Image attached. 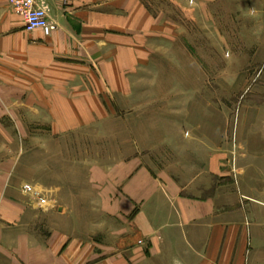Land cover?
<instances>
[{
    "label": "crops",
    "instance_id": "1",
    "mask_svg": "<svg viewBox=\"0 0 264 264\" xmlns=\"http://www.w3.org/2000/svg\"><path fill=\"white\" fill-rule=\"evenodd\" d=\"M188 1L197 17L223 0ZM46 4L54 24L48 36L25 30L9 0H0V264H264V199L253 196L251 209L242 202L241 215L230 216L229 186L214 189L212 177L204 183L182 181L161 168L154 174L138 155L118 158L114 153L105 159L106 167L93 161L90 170L78 166L70 173L64 166L55 176L46 156L41 170L47 174L37 181L39 156L33 150L25 155L19 136L8 133L26 125L18 116L28 117L29 130L35 132L31 146L37 148L42 140L52 143L53 132L80 124L81 119L69 118L86 113L79 100L94 93L100 98L94 90L99 76L69 72L67 58L77 47L78 21L81 33L85 24L93 25L99 43L101 28H116L121 18L131 20L134 5L147 16L142 0ZM106 111L97 107L87 113ZM250 131L253 138L239 137L236 145L264 148V129L252 125ZM13 146L16 152L9 149ZM24 184L41 193L46 189L48 205H39Z\"/></svg>",
    "mask_w": 264,
    "mask_h": 264
},
{
    "label": "rangeland",
    "instance_id": "2",
    "mask_svg": "<svg viewBox=\"0 0 264 264\" xmlns=\"http://www.w3.org/2000/svg\"><path fill=\"white\" fill-rule=\"evenodd\" d=\"M142 6L147 16L134 5L131 20L101 28L99 43L93 25L81 33L78 21L69 72L99 76L94 90L100 98L94 93L79 100L86 113L69 115L81 119L75 129L53 132L52 143L42 140L34 148L35 132L22 115V131L8 133L19 136L25 155L33 150L39 156L37 181L47 174L41 170L46 156L55 176L64 166L70 173L78 166L90 170L93 161L106 167L109 154L138 155L154 174L161 168L182 181L212 177L214 189L228 185L230 216H240L242 202L251 209L253 196L264 199L250 193L264 190V148L235 143L253 138L252 125L264 129V2L223 0L197 17L188 0H142ZM97 107L106 114L87 113Z\"/></svg>",
    "mask_w": 264,
    "mask_h": 264
},
{
    "label": "built area",
    "instance_id": "3",
    "mask_svg": "<svg viewBox=\"0 0 264 264\" xmlns=\"http://www.w3.org/2000/svg\"><path fill=\"white\" fill-rule=\"evenodd\" d=\"M9 3L14 11L23 17L25 30H40L44 36L51 34L54 24L49 20L46 0H9ZM23 190L37 196L39 205H48L47 198L41 192L36 191L33 186L24 184Z\"/></svg>",
    "mask_w": 264,
    "mask_h": 264
}]
</instances>
